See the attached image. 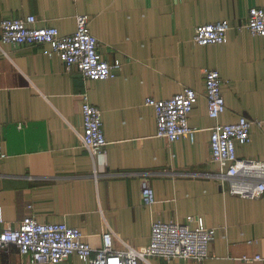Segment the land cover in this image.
<instances>
[{
  "label": "crops",
  "instance_id": "obj_1",
  "mask_svg": "<svg viewBox=\"0 0 264 264\" xmlns=\"http://www.w3.org/2000/svg\"><path fill=\"white\" fill-rule=\"evenodd\" d=\"M264 0H0V20L35 15L36 26L62 34L77 30V17L111 63L107 80H85L67 71L49 45H15L0 38V218L16 226L28 216L78 227L96 249L112 230L114 249L123 242L149 244L155 220L182 222L194 215L214 231L209 257L201 261L151 259V264H264V194L245 199L227 192L211 160V128L205 71L223 79L226 110L219 122L241 116L259 121L251 141L237 143L241 158L264 162V36L247 27L250 8ZM226 20L221 44L198 45L197 25ZM190 87L198 100L190 114L193 137L170 142L157 136L155 110L147 97L167 99ZM87 94L100 108L103 153L91 157L81 146L82 103ZM156 203L142 201L141 174ZM2 225H0V231ZM0 264L28 263L15 247L0 249ZM44 264V263H41ZM58 264H87L71 255ZM146 264V263H142Z\"/></svg>",
  "mask_w": 264,
  "mask_h": 264
},
{
  "label": "built area",
  "instance_id": "obj_2",
  "mask_svg": "<svg viewBox=\"0 0 264 264\" xmlns=\"http://www.w3.org/2000/svg\"><path fill=\"white\" fill-rule=\"evenodd\" d=\"M37 21L35 15L0 20L1 41L15 45H49V55H59L67 71L77 70L85 80H107L121 68V62H109L100 51V41L91 33L87 15L77 17V30L72 34H62L54 26H36ZM247 27L253 35L264 36V6L250 8ZM230 28L226 20L197 25L194 41L198 45L221 44L227 40ZM222 85L218 70L205 71L207 111L209 117L216 121L210 136L211 160L219 165L215 177L222 186H226L229 194L258 199L264 194V162L239 157L237 143H249L253 124L260 122L246 116L232 123L219 122L226 110ZM198 96L196 90L184 87L167 99L147 97L145 105L155 110L157 136L170 142L193 137L194 129L189 118ZM82 98L83 131L79 134V141L89 155L95 157L103 153L108 144L102 112L89 102L86 93ZM2 145L0 133V159L7 156ZM147 174H141V196L145 205L152 206L157 199ZM0 225V249L8 251L15 247L28 263L35 264H58L71 255H77L87 264H151L153 258L201 261L209 257V245L215 237L204 219L194 215L187 216L182 222L157 219L152 225L148 245L135 248L122 241L124 247L120 250L113 247L115 233L112 230L103 233V244L96 249L85 239L80 228L65 222L44 223L31 215L16 226L0 218ZM242 259L245 262H264V257L259 254L243 256Z\"/></svg>",
  "mask_w": 264,
  "mask_h": 264
}]
</instances>
